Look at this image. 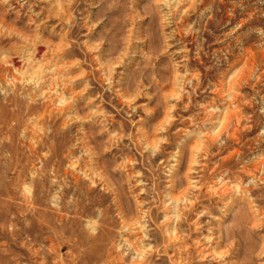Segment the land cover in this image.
Here are the masks:
<instances>
[{
    "label": "rangeland",
    "instance_id": "obj_1",
    "mask_svg": "<svg viewBox=\"0 0 264 264\" xmlns=\"http://www.w3.org/2000/svg\"><path fill=\"white\" fill-rule=\"evenodd\" d=\"M0 264H264V0H0Z\"/></svg>",
    "mask_w": 264,
    "mask_h": 264
}]
</instances>
